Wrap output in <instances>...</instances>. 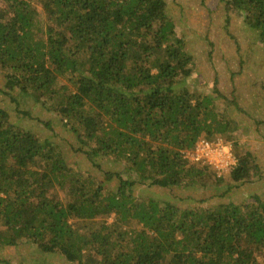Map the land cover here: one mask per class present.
<instances>
[{"label":"trees","instance_id":"1","mask_svg":"<svg viewBox=\"0 0 264 264\" xmlns=\"http://www.w3.org/2000/svg\"><path fill=\"white\" fill-rule=\"evenodd\" d=\"M220 3L264 44V0ZM180 35L165 0H0V94L14 105H0V250L30 244L70 264H264V199L181 208L134 194L138 183H208L226 186L222 197L262 178L217 81L211 95L187 88L195 54ZM32 102L54 107L89 169L20 124ZM218 137L235 145L229 173L184 158Z\"/></svg>","mask_w":264,"mask_h":264},{"label":"rangeland","instance_id":"2","mask_svg":"<svg viewBox=\"0 0 264 264\" xmlns=\"http://www.w3.org/2000/svg\"><path fill=\"white\" fill-rule=\"evenodd\" d=\"M165 2L177 23L180 36L185 37L188 49L195 54L194 72L186 80L187 88L211 95L217 81V88L229 101H225L226 98L217 99L216 103L220 110L227 112L229 120L236 122L234 140L260 158L262 178L252 183H241L222 197L219 195L226 191V186H218L216 191L208 183L189 189H159L138 183L134 187L135 196L171 199L181 208L196 205L197 201L205 198H208V202L203 205L205 207L214 201L242 203L254 198L264 199V44L258 41L257 33L245 25L243 14L235 11L227 14L220 0ZM227 16L230 17L229 22ZM2 103L14 106L0 94V105ZM30 105L33 107L31 117L19 114L22 117L20 124L61 147L67 161L76 163L75 167L79 171L89 169L84 157L77 156L74 150L76 138L72 130L64 124L65 121L57 115L54 107L33 102ZM10 113L15 119L18 112L13 109ZM228 142L234 145L232 140ZM38 165L41 168L44 166L42 163ZM104 168L108 171H123L119 163L110 159L105 162ZM117 186V180L107 185L114 191ZM113 219L114 216L109 218V222H113ZM0 254L15 264H70L60 257L40 253L30 244L23 248L1 249Z\"/></svg>","mask_w":264,"mask_h":264},{"label":"built area","instance_id":"3","mask_svg":"<svg viewBox=\"0 0 264 264\" xmlns=\"http://www.w3.org/2000/svg\"><path fill=\"white\" fill-rule=\"evenodd\" d=\"M184 158L191 163L208 164L219 176L232 171L238 164L233 145L224 138H200L193 150L184 152Z\"/></svg>","mask_w":264,"mask_h":264}]
</instances>
